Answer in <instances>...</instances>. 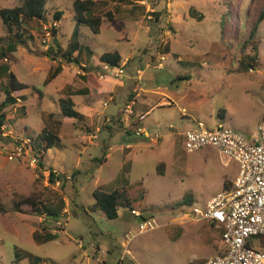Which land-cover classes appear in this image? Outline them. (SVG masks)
I'll return each instance as SVG.
<instances>
[{
	"label": "rangeland",
	"instance_id": "obj_1",
	"mask_svg": "<svg viewBox=\"0 0 264 264\" xmlns=\"http://www.w3.org/2000/svg\"><path fill=\"white\" fill-rule=\"evenodd\" d=\"M74 1L47 0L44 20L24 21L23 46L0 61V66L5 63L8 68L7 73L0 72V86L6 84L9 72L27 86L22 91L25 100L3 109L0 127V205L5 209L0 214V264H119L131 235L120 264H201L220 254L221 230L191 220L192 209L201 208L221 192L224 175L231 177L237 167L233 164L225 169L213 147L187 153L179 139L170 143L172 137L166 135L192 128L179 107L210 127L219 121L218 114H225V127L245 137L256 130L264 118V19L254 37L256 70L241 73L237 68L242 52L251 48L248 38L259 14L264 13V0H139L132 4L91 0L93 14L102 18L98 34L74 20ZM19 4L20 0H0V9ZM191 8L203 19L192 17ZM56 12L62 16L54 42L50 30ZM107 12L113 22L106 18ZM0 36H6L1 22ZM48 45L62 52L76 49L73 53L78 62L84 61L88 72H94L102 54L118 52L122 61L130 58L125 75L141 69L143 88L172 92L179 104L155 109L143 121L151 125L145 126L146 133H157L161 139L157 143L149 142L147 136L134 140L132 129L126 132L118 125L123 123L122 110L131 93L127 86L116 93L113 102L103 93L72 97L82 114L87 113L83 101L90 100L102 113V121L91 117L62 121L57 101L68 94L74 80L83 83L76 72L84 71L62 61V72L51 77L58 61L42 55ZM166 48L169 54L164 53ZM173 53L195 63L194 67L178 63ZM158 62L164 67L157 68ZM22 92L13 96L20 98ZM148 98L149 105L157 99ZM3 100L0 89V103ZM104 102L108 104L103 106ZM154 120L160 123L156 129ZM97 127L99 132H95ZM45 129L53 130L60 143L43 151L42 159L37 154L42 167H30L26 159L11 154L32 138L40 145L38 137ZM129 141L135 146L124 152ZM50 168L62 175L61 180L49 182ZM73 172H78L74 180L70 178ZM98 188L108 192L127 189L132 207L119 208L118 216L108 219L93 209V192ZM29 202L41 212H34ZM131 209L142 216L131 215ZM46 210L57 215L49 217ZM144 219L154 221L156 228L137 234ZM47 234L57 235L45 242Z\"/></svg>",
	"mask_w": 264,
	"mask_h": 264
},
{
	"label": "built area",
	"instance_id": "obj_2",
	"mask_svg": "<svg viewBox=\"0 0 264 264\" xmlns=\"http://www.w3.org/2000/svg\"><path fill=\"white\" fill-rule=\"evenodd\" d=\"M163 59V56H160V60ZM100 67L99 81H105L107 77L118 81L124 77L125 71L122 65L112 67L102 63ZM156 67L163 68L162 63L158 62ZM142 73L141 69L136 70L134 76L136 84L139 83ZM134 104L135 100H127L122 110L125 117L129 118L133 115ZM182 113H185V110H182ZM134 134L137 137L146 135L149 142L155 143L160 140L159 135L148 136L139 126L134 129ZM183 138L186 152L193 153L204 147H213L222 166L228 167L231 163L237 165V175L230 189L215 195L201 208L192 209L191 220L211 223L222 231L220 243L223 251L204 260L202 264H264L262 241L264 238V118L249 137L224 125L210 129L198 120L196 128L183 132ZM11 154L26 159L28 165L33 168L40 163L31 147V141L22 142ZM130 212L135 217L142 216L138 210L131 209ZM185 217L189 216L185 215ZM155 228L154 221L144 219L139 224L137 234ZM133 237L134 235H131L126 240L120 263L128 253L127 246Z\"/></svg>",
	"mask_w": 264,
	"mask_h": 264
},
{
	"label": "trees",
	"instance_id": "obj_3",
	"mask_svg": "<svg viewBox=\"0 0 264 264\" xmlns=\"http://www.w3.org/2000/svg\"><path fill=\"white\" fill-rule=\"evenodd\" d=\"M47 0H20V4L14 7L9 8H1L0 9V22L2 23L5 31L6 36H0V61H4L8 58L7 56L9 54L15 53L18 51V48L23 46L24 44V32L26 27L24 26L23 22L26 20H44V14H45V6H46ZM92 5L93 2L91 0H76L73 2V12H74V20L80 24H84L89 27L92 33L98 34L100 32L101 22L102 18L100 16H97L93 14L92 12ZM192 9V8H191ZM195 11L192 9V15H196L194 13ZM62 12H56L53 15L52 18V25H51V41H56V33L57 29L55 28L57 25V21L61 18ZM106 18H108L109 21L113 22L114 19L112 17V14L110 12H107L105 14ZM264 19V13L261 12L255 22V24L252 27V30L250 32L248 40L251 41L252 45L249 50V52H242L241 54V61L239 68L242 72H248L250 70H256L258 66V47L257 43L254 41V37L256 36V33L258 32V25L259 23ZM223 27H221L222 29ZM223 33V32H222ZM48 48L42 52V55L46 58H48L51 61H59L62 60L67 64L70 63H78L77 56L73 57V52L76 51H67L62 52L59 48H56V50H53L52 46L48 45ZM164 53H168L167 48L164 49ZM100 64L105 63L109 64L112 67H119L121 66V56L118 52L113 53H104L99 57ZM59 63V62H58ZM61 66L60 64L56 65L54 70L52 71L51 77L56 76L61 72ZM7 66L5 63L0 66V72L7 73ZM85 80V77H84ZM27 88V86L21 82H19L15 75L11 72L8 73V80L6 84H1L0 89L4 94V100L0 103V127L3 124L5 114L3 112V109H5L8 106H14L17 104L19 100H25L24 96H20V98H17L13 96V93L19 92L23 89ZM58 111L59 115L62 118H70L74 119L75 121H81L83 120V116L75 109L74 101L71 97V95L66 94L64 96L59 97L58 101ZM51 117V116H50ZM218 118L221 119L220 115L218 114ZM43 132V135L40 136L39 143L40 145H37L34 141V139H30L31 141V147L34 150L36 154L40 155V158L42 159L44 152L47 151L54 146H57L58 143H60V138L55 134L53 130H47ZM124 131L127 132V129H124ZM43 150H42V147ZM39 166L42 167L41 163H39ZM160 166L163 168V163H160L158 168L160 171ZM49 182L55 183L61 180L62 175H57L55 172L50 168L49 169ZM161 172V171H160ZM78 172H73L71 174V177L73 180L76 179V174ZM93 198H94V204L93 209L99 210L103 213L105 217L108 219H115L118 216V209L122 207L131 208V202H130V193L127 189L121 188L116 189L113 191H106L104 189L98 188L93 192ZM25 203H28L27 200H25ZM31 207L33 208L34 212L37 214L41 212L40 208L37 204L33 202H29ZM5 209L3 206L0 205V214L4 213ZM46 215L49 217H54L57 215V213H54L52 210H46ZM61 230V228H59ZM222 233V231H221ZM57 234L53 235H45L43 238V241H50L53 239ZM33 237L35 239H38L37 234H34ZM40 240V239H39Z\"/></svg>",
	"mask_w": 264,
	"mask_h": 264
},
{
	"label": "crops",
	"instance_id": "obj_4",
	"mask_svg": "<svg viewBox=\"0 0 264 264\" xmlns=\"http://www.w3.org/2000/svg\"><path fill=\"white\" fill-rule=\"evenodd\" d=\"M125 1H127L128 3H131L132 4V3H136L139 0H135V1H132V2L130 0H125ZM141 1H143V0H141ZM121 13H123V15L126 16V17L127 16L132 17V18L133 17H136V16H131L132 15V12H121ZM194 13H196V15H192V12H189V14H191L192 17H195L196 16V18H197L198 21L203 19L202 18L203 17L202 14L199 15V14H197V12H194ZM169 52L170 51H168V54H169ZM173 54L175 55V53H173ZM75 56H76L75 53H73V57H75ZM179 56L178 55L176 56V61L178 63H180L182 65H185L186 67L189 66V68H193L194 67L193 65H195V63H193V62H187V61H185L184 59H182ZM240 61H239L237 70H238V72L246 73V72H242L241 69L239 68ZM58 62H56V65L60 64V66L62 68L61 69V72H62V70L64 69L65 65L62 64V60H59ZM129 62H130V58H127V60H125V61H122V59H121V65L122 66H125ZM71 64H73V63H70L69 65H71ZM56 65H55V67H56ZM76 65H77L78 68L79 67H82V70L85 73L82 72V71H80V70L78 72L75 71L77 73V75H79V77L83 79V83L82 84H76V81L75 80L73 81V85L70 86L71 88H70V90L68 92V94L71 95V97H73L75 95L93 96V95H98V93H103V94H106V95L109 96L108 97V101L109 102H113L115 100V98H116V96H115L116 93L120 89H122L125 86H127L128 91L129 90L131 91V93L127 97V100L128 99L135 100V104L133 106L134 107L133 108V115L131 117H129V118L123 116L124 117L123 118L124 119L123 120V123L124 124L122 122H119L118 125L124 126L123 128L124 129L127 128V130L132 129V131L130 130L131 133H134V129L137 127V124H138V125H140L139 127H141L145 131V134H147L148 136L155 135V134L158 135L157 133H154L153 134L150 131H148L149 133H146L147 132L146 131V129H147L146 127L149 128L151 125H144V122L143 121L146 118H148L150 116V114H153L154 113L153 111L155 109H158V108H170V107H174L177 104H179V101L180 100L176 96H174V94H172V92L165 91V90H160V89H146V88H143L142 85H141V83H140L141 79H140L139 83L136 84L135 81H134V76L135 75H132V74L125 75L124 74V77L121 80H118V81H114L113 79L108 78V77L105 79V81H99L98 80V74L101 71V67H100L101 64H100V62L95 67L94 72H92V71H89L88 72V71L85 70L86 69V64L84 63V61L78 62ZM84 77H85V80H84ZM141 78H143V73H142ZM187 81L189 82V80H187ZM25 89H27V88H25ZM25 89H23V90H25ZM134 89H136L137 91H134ZM23 90H21L19 92H16V93H21ZM24 93L25 92H22V94L20 96H24L25 99H26V96H25ZM26 94H27V92H26ZM148 95L149 96H156L157 97L156 102L153 103L152 105H149L150 104V100L148 98ZM126 101H125V104H126ZM83 103H84V105L87 106V113L86 114H82L80 112L79 113L83 116V118H85L86 121H87V118H89V117L95 118L98 121H102L101 120L102 113L100 111H96L95 107H93L92 104L90 103V100H84ZM104 103H106V102H104ZM104 103H103V106H106L108 104V103H106V105H104ZM137 105L138 106H142L144 108L145 107H149V108L148 109H144V108L143 109H140V107H137ZM75 109H76V105H75ZM179 110L181 112H182V110H185V113H182L183 115H181V116H182L183 119H186V120L189 119L190 126L192 127L190 129L196 128V121L199 120V119H197L195 117L196 115L194 116V114H190L186 109H184V107H179ZM194 112L195 111H192L191 113H194ZM65 119L67 121H71V123H72V121H75L74 119H70V118H65ZM218 120L219 121L217 122V124L215 126H213V127L208 126L203 121L202 122L205 123L206 127L207 128H210V129L211 128H215L217 125H224V122H225V114L223 116H221V119H218ZM62 121H65L64 118H63ZM98 121H96V123H98ZM199 121H201V120H199ZM259 122H260V120L258 121V123ZM159 125H160V123H159L158 120H154L152 122V126H154L155 129L158 128ZM169 126H171V125H169ZM168 129H171V128L168 127ZM231 129H234V128H231ZM185 130H188V129L186 128V129H184L182 131H178L177 133H173L172 132V133L166 135V136L172 137V139H170L169 142L170 143H172V142H175L176 143L177 142V139H179L180 140V143L183 144V141H184L183 132ZM234 130L237 131L236 129H234ZM99 131H100V128L97 127L96 130H95V132H99ZM251 134H253V133H247V136L246 137H249ZM145 136L146 135H143V136H140V137L134 136V140H145L144 139ZM160 139H161V137H160ZM147 140H148V137H147ZM151 143H154V142H151ZM155 143H157V142H155ZM140 145H142L141 142H140ZM134 146H135V144L132 143L131 141H129V143L123 148V151L124 152H126L127 150L129 151ZM183 147H184V144H183ZM209 148H212V147H209ZM233 164L236 165L235 163H231L228 167H224V166L223 167L228 170ZM236 167H237V165H236ZM236 175H237V171L233 175H231V177H229V178H228V173H226L224 175V183H223L222 191L228 190V189H230L232 187V183H233ZM221 192H219V193H221ZM213 197H211V198H213ZM209 200H207L206 203ZM204 224L213 225V224L207 223V222H205ZM262 241L264 242V238H262ZM202 262H201V264H202Z\"/></svg>",
	"mask_w": 264,
	"mask_h": 264
}]
</instances>
